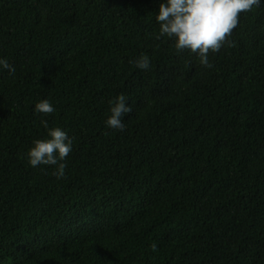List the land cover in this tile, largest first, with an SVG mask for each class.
I'll use <instances>...</instances> for the list:
<instances>
[{"label":"trees","instance_id":"trees-1","mask_svg":"<svg viewBox=\"0 0 264 264\" xmlns=\"http://www.w3.org/2000/svg\"><path fill=\"white\" fill-rule=\"evenodd\" d=\"M161 2L0 0V264H264V0L211 67L157 39ZM41 120L60 179L28 161Z\"/></svg>","mask_w":264,"mask_h":264},{"label":"clouds","instance_id":"clouds-1","mask_svg":"<svg viewBox=\"0 0 264 264\" xmlns=\"http://www.w3.org/2000/svg\"><path fill=\"white\" fill-rule=\"evenodd\" d=\"M261 0H163L159 4L155 19L158 22L159 35L168 37L174 42L177 54L183 51L198 56L204 67L212 65L208 53L219 51L226 43V37L236 28L239 16L250 11ZM140 70H148L151 61L147 55L141 54L135 61ZM0 68L11 73L15 68L6 58H0ZM110 115L104 121L109 129L124 130V119L132 112V107L123 94H119L110 101ZM34 111L44 115L55 111L48 99H42L34 105ZM46 129V137L33 140L27 152L29 164L32 167L39 165H54L53 173L57 179L64 177L66 157L72 151L73 141L61 127H49L47 120H41ZM155 251L156 245H152Z\"/></svg>","mask_w":264,"mask_h":264}]
</instances>
